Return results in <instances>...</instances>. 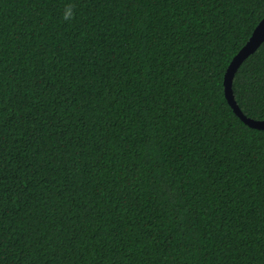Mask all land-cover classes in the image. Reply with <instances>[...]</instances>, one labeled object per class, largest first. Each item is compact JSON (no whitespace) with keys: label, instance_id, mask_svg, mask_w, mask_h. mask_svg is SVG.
Wrapping results in <instances>:
<instances>
[{"label":"trees","instance_id":"1","mask_svg":"<svg viewBox=\"0 0 264 264\" xmlns=\"http://www.w3.org/2000/svg\"><path fill=\"white\" fill-rule=\"evenodd\" d=\"M263 17L0 0V264H264V129L224 85ZM233 92L264 119V42Z\"/></svg>","mask_w":264,"mask_h":264},{"label":"water","instance_id":"2","mask_svg":"<svg viewBox=\"0 0 264 264\" xmlns=\"http://www.w3.org/2000/svg\"><path fill=\"white\" fill-rule=\"evenodd\" d=\"M264 42V17L260 20L256 28L254 29L251 37L245 43V45L238 51V53L231 60L228 69L225 74L224 85L225 95L228 103L234 110V112L250 127L257 129H264V119H254L244 114L240 106L238 105L234 92H233V80L242 63L253 54Z\"/></svg>","mask_w":264,"mask_h":264},{"label":"clouds","instance_id":"3","mask_svg":"<svg viewBox=\"0 0 264 264\" xmlns=\"http://www.w3.org/2000/svg\"><path fill=\"white\" fill-rule=\"evenodd\" d=\"M68 17L66 16L65 19H67Z\"/></svg>","mask_w":264,"mask_h":264}]
</instances>
